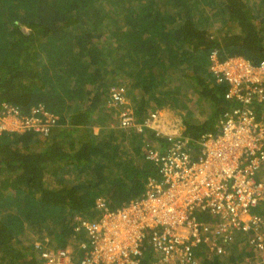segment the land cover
<instances>
[{"label": "trees", "instance_id": "obj_1", "mask_svg": "<svg viewBox=\"0 0 264 264\" xmlns=\"http://www.w3.org/2000/svg\"><path fill=\"white\" fill-rule=\"evenodd\" d=\"M214 51L264 60V0H0V105L43 103L59 116L44 141L0 135V264H38L35 241L46 239L78 251L100 197L116 209L158 177L143 146L166 141L119 126L113 86L126 87L137 121L170 107L194 142L217 130L234 104L211 73ZM171 112L160 123L175 124ZM237 246L202 264H242ZM150 258L145 251L141 264Z\"/></svg>", "mask_w": 264, "mask_h": 264}, {"label": "built area", "instance_id": "obj_2", "mask_svg": "<svg viewBox=\"0 0 264 264\" xmlns=\"http://www.w3.org/2000/svg\"><path fill=\"white\" fill-rule=\"evenodd\" d=\"M211 60L213 77L228 86L225 97L234 105L217 130L196 142L184 126L160 123L159 110L137 121L126 87L111 88L112 106L121 107L120 127L137 133L151 128L166 141L143 146L158 177L150 176L139 197L116 209L100 197V218L81 221L88 240L78 251L35 241L38 264H141L147 250L150 264H202L205 254L226 255L236 243L248 250L243 264H264V215L257 211L264 204V60H222L216 51ZM58 119L43 103L28 112L2 103L0 135L31 131L47 138Z\"/></svg>", "mask_w": 264, "mask_h": 264}, {"label": "rangeland", "instance_id": "obj_3", "mask_svg": "<svg viewBox=\"0 0 264 264\" xmlns=\"http://www.w3.org/2000/svg\"><path fill=\"white\" fill-rule=\"evenodd\" d=\"M169 108V109H168ZM166 109V111H172L171 112V114H170V116L168 117L169 119H172V120H174V125H176L177 127H178V125L179 126H184V124H182L183 123V120H182V115H181V113H179V111L178 110H175V109H172V108H170V107H167V108H163V109H160L159 111L161 112L162 110H165ZM171 109V110H170ZM197 111H198V109L196 108V113H197ZM173 112H175V115H173L174 113ZM159 115H160V113H159ZM177 118H179V120H177ZM200 120H202L203 118H204V115H200V117H198ZM197 118V119H198ZM117 118L111 123V125L113 126V125H115V124H117ZM181 124V125H180ZM110 125V126H111ZM100 127H101V125H99V124H96L95 126H94V130H95V132H98L99 131V129H100ZM41 137V138H40ZM39 138L41 139V140H45L46 139V137H42V136H40ZM244 245L243 244H241V243H238V249L239 250H242L243 248L245 249V251L246 252H248V250L246 249V247H243ZM243 264V263H242ZM249 264H256L255 263V261H251Z\"/></svg>", "mask_w": 264, "mask_h": 264}, {"label": "bare ground", "instance_id": "obj_4", "mask_svg": "<svg viewBox=\"0 0 264 264\" xmlns=\"http://www.w3.org/2000/svg\"><path fill=\"white\" fill-rule=\"evenodd\" d=\"M160 116V115H159ZM159 122H160V117H159Z\"/></svg>", "mask_w": 264, "mask_h": 264}, {"label": "crops", "instance_id": "obj_5", "mask_svg": "<svg viewBox=\"0 0 264 264\" xmlns=\"http://www.w3.org/2000/svg\"><path fill=\"white\" fill-rule=\"evenodd\" d=\"M160 122H161V120H160Z\"/></svg>", "mask_w": 264, "mask_h": 264}]
</instances>
